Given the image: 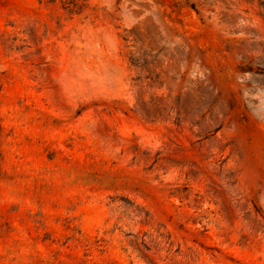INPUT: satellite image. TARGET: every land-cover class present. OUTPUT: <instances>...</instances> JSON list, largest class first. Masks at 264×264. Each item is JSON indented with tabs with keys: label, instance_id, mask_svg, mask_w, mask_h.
I'll list each match as a JSON object with an SVG mask.
<instances>
[{
	"label": "rangeland",
	"instance_id": "obj_1",
	"mask_svg": "<svg viewBox=\"0 0 264 264\" xmlns=\"http://www.w3.org/2000/svg\"><path fill=\"white\" fill-rule=\"evenodd\" d=\"M0 264H264V0H0Z\"/></svg>",
	"mask_w": 264,
	"mask_h": 264
}]
</instances>
